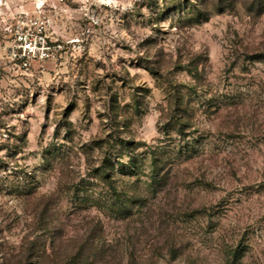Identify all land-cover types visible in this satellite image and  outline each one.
Wrapping results in <instances>:
<instances>
[{
	"label": "rangeland",
	"instance_id": "obj_1",
	"mask_svg": "<svg viewBox=\"0 0 264 264\" xmlns=\"http://www.w3.org/2000/svg\"><path fill=\"white\" fill-rule=\"evenodd\" d=\"M3 1L0 264H171L218 210L264 264V0ZM37 11L62 48L25 73L8 24Z\"/></svg>",
	"mask_w": 264,
	"mask_h": 264
},
{
	"label": "clouds",
	"instance_id": "obj_2",
	"mask_svg": "<svg viewBox=\"0 0 264 264\" xmlns=\"http://www.w3.org/2000/svg\"><path fill=\"white\" fill-rule=\"evenodd\" d=\"M244 19L247 24L248 18L245 16ZM261 22L264 23V17H261ZM239 26L237 24V27ZM257 57L252 58L250 65L257 64L259 70H264V59H257ZM257 70L253 69V73ZM146 179V177L141 178L142 189L139 193L140 196L144 197L150 196L151 191L143 182ZM122 187L121 184H117L115 190L120 192ZM123 192H128L129 195L132 194V191L125 187H123ZM223 211L226 212L227 209H223ZM200 215L199 222L193 221L192 224V231L196 235L198 242L194 245H184L183 238L177 237H173L169 241V247L172 248L176 257L171 261V264H248L249 253L246 248L241 246L238 252L233 253L231 243L233 230L228 228L221 229L222 212L218 210L215 215L211 216V219L206 213H201ZM233 223L235 224V221ZM235 231L239 232L238 226ZM247 242L245 240V243ZM167 250L166 248L165 251L167 252ZM94 264H103V261L100 258H96Z\"/></svg>",
	"mask_w": 264,
	"mask_h": 264
},
{
	"label": "built area",
	"instance_id": "obj_3",
	"mask_svg": "<svg viewBox=\"0 0 264 264\" xmlns=\"http://www.w3.org/2000/svg\"><path fill=\"white\" fill-rule=\"evenodd\" d=\"M3 5L4 1L0 0V7ZM8 25L6 57L14 69L28 73L38 64L44 70L47 62L58 60L62 45L50 39L48 21L41 11L17 13Z\"/></svg>",
	"mask_w": 264,
	"mask_h": 264
},
{
	"label": "crops",
	"instance_id": "obj_4",
	"mask_svg": "<svg viewBox=\"0 0 264 264\" xmlns=\"http://www.w3.org/2000/svg\"><path fill=\"white\" fill-rule=\"evenodd\" d=\"M52 62H47V64H46V68L49 70L50 68H51V66H52ZM55 68V67H54Z\"/></svg>",
	"mask_w": 264,
	"mask_h": 264
}]
</instances>
